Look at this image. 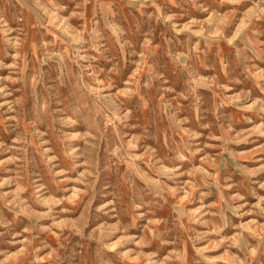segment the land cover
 <instances>
[{
    "label": "rangeland",
    "instance_id": "374dc122",
    "mask_svg": "<svg viewBox=\"0 0 264 264\" xmlns=\"http://www.w3.org/2000/svg\"><path fill=\"white\" fill-rule=\"evenodd\" d=\"M0 264H264V0H0Z\"/></svg>",
    "mask_w": 264,
    "mask_h": 264
}]
</instances>
